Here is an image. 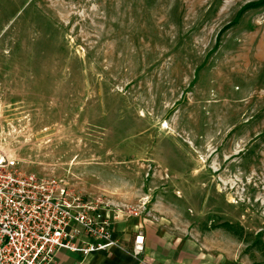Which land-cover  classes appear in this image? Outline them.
<instances>
[{
	"label": "rangeland",
	"instance_id": "374dc122",
	"mask_svg": "<svg viewBox=\"0 0 264 264\" xmlns=\"http://www.w3.org/2000/svg\"><path fill=\"white\" fill-rule=\"evenodd\" d=\"M0 154L172 264H264V0H0Z\"/></svg>",
	"mask_w": 264,
	"mask_h": 264
},
{
	"label": "built area",
	"instance_id": "2783aa9c",
	"mask_svg": "<svg viewBox=\"0 0 264 264\" xmlns=\"http://www.w3.org/2000/svg\"><path fill=\"white\" fill-rule=\"evenodd\" d=\"M119 244L111 218L65 187L22 174L0 154V264H53L59 251L89 254ZM145 249L142 233L131 246Z\"/></svg>",
	"mask_w": 264,
	"mask_h": 264
},
{
	"label": "crops",
	"instance_id": "0c3cea01",
	"mask_svg": "<svg viewBox=\"0 0 264 264\" xmlns=\"http://www.w3.org/2000/svg\"><path fill=\"white\" fill-rule=\"evenodd\" d=\"M120 231H125L124 226H117L116 229L112 223V238L118 242L119 245L117 247L89 254L59 251L55 256L53 264H172L171 256L175 253L172 250V244H165L156 235L147 232L144 237V255L135 258L129 250L132 246L133 237L128 235V233L119 236L118 232ZM176 260V264H179L178 255ZM190 264H193L192 260H190Z\"/></svg>",
	"mask_w": 264,
	"mask_h": 264
}]
</instances>
